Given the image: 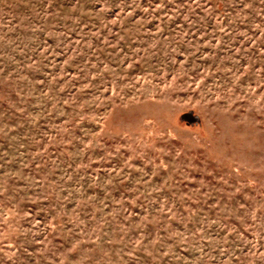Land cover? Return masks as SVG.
Listing matches in <instances>:
<instances>
[{
	"label": "rangeland",
	"instance_id": "1",
	"mask_svg": "<svg viewBox=\"0 0 264 264\" xmlns=\"http://www.w3.org/2000/svg\"><path fill=\"white\" fill-rule=\"evenodd\" d=\"M0 264H264V0H0Z\"/></svg>",
	"mask_w": 264,
	"mask_h": 264
},
{
	"label": "water",
	"instance_id": "2",
	"mask_svg": "<svg viewBox=\"0 0 264 264\" xmlns=\"http://www.w3.org/2000/svg\"><path fill=\"white\" fill-rule=\"evenodd\" d=\"M184 117H185V118H188V116H187V115H185Z\"/></svg>",
	"mask_w": 264,
	"mask_h": 264
}]
</instances>
